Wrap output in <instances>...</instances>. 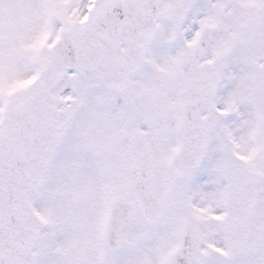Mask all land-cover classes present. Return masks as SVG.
Wrapping results in <instances>:
<instances>
[{
	"label": "snow or ice",
	"instance_id": "snow-or-ice-1",
	"mask_svg": "<svg viewBox=\"0 0 264 264\" xmlns=\"http://www.w3.org/2000/svg\"><path fill=\"white\" fill-rule=\"evenodd\" d=\"M0 264H264V0H0Z\"/></svg>",
	"mask_w": 264,
	"mask_h": 264
}]
</instances>
